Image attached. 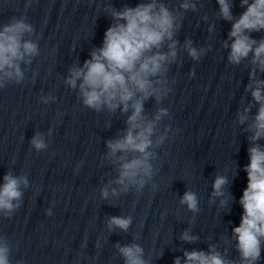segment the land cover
Instances as JSON below:
<instances>
[{
	"label": "clouds",
	"instance_id": "1",
	"mask_svg": "<svg viewBox=\"0 0 264 264\" xmlns=\"http://www.w3.org/2000/svg\"><path fill=\"white\" fill-rule=\"evenodd\" d=\"M217 3L221 17L233 21L229 0H217ZM241 6L246 10L234 20L228 33L232 40L228 60L232 64H239L251 53V63L264 72V39L257 41L250 35L264 30V0H241ZM180 7L184 10L196 9V5L188 0ZM111 15L116 23L104 33L102 46L91 52V59L85 60L82 67L70 70L66 83L76 88L77 81H80L79 94L87 108L97 112L106 108L110 113L117 108H121L122 112L131 110L125 134L119 139L108 140L106 146L109 149L108 155L119 164V176L115 182L124 185L125 190L126 182L138 184L142 188L145 184L143 177L152 176L149 158L153 154L148 149L153 145L155 124L168 115V109L161 107L154 118L148 120L143 115L144 101L154 97L159 103L169 92L165 87L167 81L162 77L168 70L167 65L175 62L177 56V41L173 36L179 25L173 12L163 4H158L157 0L125 7L122 11L112 10ZM32 31V26L23 19L13 20L0 31V82L15 80L19 83L23 79L19 62L31 63L26 57L38 53L35 43L23 39L25 33ZM165 41H170L167 53L160 51ZM185 47L194 60L199 59L204 51L192 47L190 40L186 41ZM254 77L255 69L250 73L251 82L248 85L252 89L253 100L260 105L249 125V131L253 132L250 137L253 142L264 138V95L261 91L264 81ZM2 86L3 83H0ZM248 111L246 108L244 113ZM239 119L240 123H244L248 117L241 114ZM164 139L161 136L156 143L160 144ZM31 144L37 150L46 147L39 134L32 138ZM117 153L121 155L117 156ZM134 153L139 155L129 159V154ZM248 154L249 163L243 169L247 173V187L239 200L243 215L239 226L233 229L241 264H255L259 260L261 240L264 239V147L254 144L248 149ZM137 177L142 178L138 180ZM3 179L4 183L0 186V210H6L7 215L19 207L13 201L20 200V185L27 186V179L24 176L14 177L11 173ZM228 183L226 176L217 175L212 185V196H225L224 188ZM102 195L107 197V191L104 190ZM180 202L190 211L199 210L197 196L192 191H186ZM220 203L222 207L226 206L227 199ZM130 223L131 218L114 216L109 220V228L114 225L126 231ZM182 239L192 241L195 237L185 232ZM119 250L125 258V264H146L141 258L142 249L139 246H125ZM7 251L6 247H0V264H9ZM184 255L185 264H230L216 252L192 251ZM174 264H180L178 257Z\"/></svg>",
	"mask_w": 264,
	"mask_h": 264
}]
</instances>
